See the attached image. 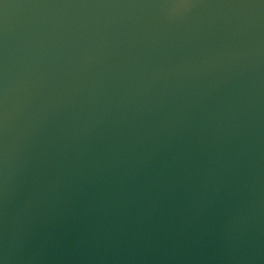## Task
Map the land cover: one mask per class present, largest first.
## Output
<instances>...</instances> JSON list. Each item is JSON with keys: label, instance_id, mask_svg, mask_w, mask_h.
I'll return each mask as SVG.
<instances>
[{"label": "water", "instance_id": "1", "mask_svg": "<svg viewBox=\"0 0 264 264\" xmlns=\"http://www.w3.org/2000/svg\"><path fill=\"white\" fill-rule=\"evenodd\" d=\"M0 264H264V0H0Z\"/></svg>", "mask_w": 264, "mask_h": 264}]
</instances>
